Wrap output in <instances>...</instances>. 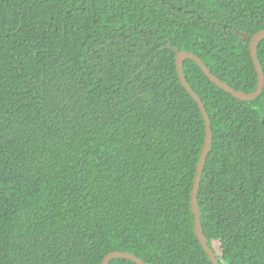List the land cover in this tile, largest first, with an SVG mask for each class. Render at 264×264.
<instances>
[{"label":"trees","instance_id":"16d2710c","mask_svg":"<svg viewBox=\"0 0 264 264\" xmlns=\"http://www.w3.org/2000/svg\"><path fill=\"white\" fill-rule=\"evenodd\" d=\"M262 29L264 0H0V264H213L191 205L205 123L174 57L252 92L242 34ZM257 56L264 73V38ZM183 71L212 129L205 241L264 264V85L242 100Z\"/></svg>","mask_w":264,"mask_h":264},{"label":"water","instance_id":"95a60500","mask_svg":"<svg viewBox=\"0 0 264 264\" xmlns=\"http://www.w3.org/2000/svg\"><path fill=\"white\" fill-rule=\"evenodd\" d=\"M242 36L246 37V38H250V41H249L250 54H251V58H252V61L254 63V66H255V70L257 72V87L252 92L247 93V92H244L240 89H235L232 86H230L229 84H227L226 82L219 79L216 75H214L209 70V68L202 61V59L198 55H196L195 53H193L191 51L176 49V54L174 57L179 80H180L181 84L184 86V88L188 91V93L197 102L199 109H200V112L203 116L204 123H205L204 143L202 145L200 157H199L197 167H196V174L194 177L193 187H192V191H191V205H192V212L194 214L195 234H196L199 242L201 243L204 251L206 252V254L208 255V257L210 258V260L212 261L213 264H219V261L215 255V252L213 251V249L211 247H209L207 242L205 241V237H204L202 229H201L200 209H199L198 202H197V191H198V187L200 184L201 175L203 172V166H204L208 151L210 149V144H211V140H212L211 122H210L209 115L206 111V108L204 106V103L202 102V100L200 99L198 94L191 88V86L189 85V83L185 77V74L183 71V63L186 59L194 60L200 66L202 71L207 75V77L211 81H213L217 86L221 87L226 92L232 94L233 96H235L238 99L251 100V99L257 97L261 93V91L263 89V85H264V73H263V69H262V66L260 64V61L258 59V56H257V46H258L259 41L264 38V29L257 31L251 37H249L248 35H245V34H242ZM118 257L130 259V260L136 262L137 264H150L148 262L143 261L142 259H140L139 257H137L136 255H134L130 252L119 251V250H115V251H111V252L107 253L103 257L101 264H109V261L111 259L118 258Z\"/></svg>","mask_w":264,"mask_h":264},{"label":"rangeland","instance_id":"374dc122","mask_svg":"<svg viewBox=\"0 0 264 264\" xmlns=\"http://www.w3.org/2000/svg\"><path fill=\"white\" fill-rule=\"evenodd\" d=\"M214 248L217 249L218 248V245L217 244H214Z\"/></svg>","mask_w":264,"mask_h":264}]
</instances>
